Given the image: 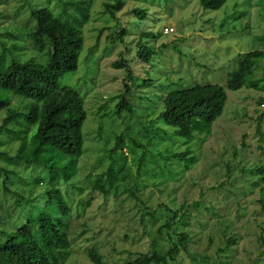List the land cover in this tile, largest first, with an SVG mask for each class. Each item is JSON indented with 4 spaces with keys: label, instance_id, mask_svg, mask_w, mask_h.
<instances>
[{
    "label": "rangeland",
    "instance_id": "rangeland-1",
    "mask_svg": "<svg viewBox=\"0 0 264 264\" xmlns=\"http://www.w3.org/2000/svg\"><path fill=\"white\" fill-rule=\"evenodd\" d=\"M105 1L90 2L87 18L80 25L84 41L77 69L59 80L79 92L86 111L82 125L84 153L79 160L77 178L73 181L85 187L80 196L84 210L81 211L83 207L80 206L81 214L69 221V229L76 235V244L71 256L62 264H93L84 248L94 243L104 254L105 264H123L125 258H133L150 248V241L164 220V205L176 208L184 201L189 206L202 195L205 200H213L216 214L203 208L199 213L195 212L204 221L203 226L198 225L197 218H190L187 227L193 232V240L189 242L190 253H183L182 264H264V241L258 239L259 218L262 217L258 199L264 188V152L262 138L256 131L258 124L264 130V56L258 61L259 67L248 77L259 80V89L255 86L238 90L225 88L227 100L224 110L213 123L210 137L197 150L194 168L187 171L179 182L170 181L160 191L140 177L138 195L144 203L122 192L118 197H125L123 203L118 204L113 194H109L105 201L103 194L95 190L89 199L90 204L86 205L92 186L90 180L108 164L102 151L105 146L110 147L112 141L105 140V137H109L114 129L129 127L126 121L132 126L131 114L124 112L121 117L113 116L118 102L116 95L122 89L125 75L122 69L114 68L113 63L121 56L131 59L139 40L154 46L156 52L149 60L150 68L140 60L132 61L134 71L141 77L139 82L147 77L154 80L149 87L132 88L134 104L142 97L135 109L140 115L141 125L145 126L153 118L152 111L159 110L160 99L156 94L195 82L217 83L224 87L227 74L236 67L240 53L264 51V0H225L220 8L214 10L202 8L198 0H122L124 6L115 13L116 18L103 13ZM58 2L0 0V57L6 60L10 50L22 58L37 52L26 34L34 23L30 13L33 8H38L35 11L38 18L54 33L62 27L50 16L77 24L75 6L64 12ZM134 7L145 9L146 16L141 18L133 14L131 9ZM115 26L124 28L126 32L121 39L112 42L108 37ZM164 26H171L174 31L163 33ZM141 30L161 32V35L154 39L142 38L139 37ZM14 44L21 47L16 48ZM23 101L32 100L26 98ZM3 114L1 111L0 117ZM111 120L115 127H112ZM101 123L108 126L102 135L97 131ZM156 123L151 126L155 127ZM133 133L135 131L132 130L130 135ZM4 140L0 149L14 153L17 141ZM125 153L128 163L133 164L130 153ZM132 170L135 172L134 167ZM25 173L28 179L22 184H12L8 191L0 184V215L7 219L8 226L13 225L17 218L18 223L22 222L21 218L32 204L39 203L40 194L47 188L46 182L43 185L31 183L36 171ZM174 183L179 185L176 192L172 189ZM57 185L62 192L71 194L74 209L79 197L76 188L63 182ZM19 195L23 199L16 205ZM148 210L157 213L158 219L153 220L144 213ZM141 219L143 222H139ZM141 224L146 227L152 225V231L155 230L152 236L142 233ZM83 228L86 229L84 232ZM231 235L237 241L227 246ZM168 240L164 231L157 235L156 241L162 248L169 245Z\"/></svg>",
    "mask_w": 264,
    "mask_h": 264
},
{
    "label": "trees",
    "instance_id": "trees-1",
    "mask_svg": "<svg viewBox=\"0 0 264 264\" xmlns=\"http://www.w3.org/2000/svg\"><path fill=\"white\" fill-rule=\"evenodd\" d=\"M91 1L59 0L64 12L70 6H75L78 21L73 24L71 20L62 21L55 15L50 16L62 27L56 33L38 18L35 12L38 8L31 9L34 23L26 34L37 52L22 58L10 50L6 60L3 56L0 57V112L4 113L0 117V146L5 142L4 138L17 141L14 153L0 149V184L8 191L12 184L25 182L28 175L25 172L34 171L37 174L32 177L31 183L47 184L46 190L40 194L41 200L38 204L31 205L28 213L21 218L22 222L18 223L17 218L13 225L8 226L7 219L0 215V264H62L71 256L76 244V235L71 233L69 221L81 214L82 207L81 211L84 210V202L80 196L85 187L74 184L73 181L77 178L75 176L79 169V160L84 153L82 125L86 111L79 92L59 80L64 74L77 69L84 41L80 25L87 18ZM198 2L202 8L214 10L220 8L225 0ZM123 6L122 0H107L103 2V13L116 18L115 13ZM131 12L141 18L146 16L145 9L134 7ZM101 31L102 29L99 33ZM125 32L124 28L115 26L108 39L115 42ZM160 35L161 32L139 31V37L142 38L154 39ZM14 47L21 46L14 44ZM137 47L131 59L121 56L113 63L114 68L122 69L125 73L122 89L116 95L118 102L113 116L121 117L124 112L131 114L132 126L126 121L129 127L120 130L113 128L110 136L105 137V140L112 141L111 146H105L102 151L108 164L100 174L90 180L92 186L88 191L86 205L90 204L89 199L95 190L103 194L105 201L109 194H113L118 204L123 203L125 197H118L119 192H122L144 203L138 195L140 177L160 191L170 181L179 182L187 171L194 168L198 158L197 150L210 137L213 123L224 110L227 100L225 88L238 90L255 86L259 89V80L248 77L259 67L258 61L263 58L264 51L240 53L236 67L227 74L224 87L217 83L195 82L188 86H178L163 94L158 93L156 96L160 99L159 110H153V118L142 126V121L138 119L140 115L135 109L142 97L134 104L131 95L135 88L149 87L154 80L147 77L139 82L141 77L134 71L132 61L140 60L147 63L144 66L148 65L150 68L149 60L156 51L154 46L140 40ZM26 98L32 101H23ZM111 123L115 127L113 120ZM154 123L158 125L152 127ZM98 126L97 131L101 135L108 130L104 123ZM132 130L135 133L131 136ZM256 131L262 138L264 152V130L260 124ZM125 151L130 153L133 164L128 163ZM59 182L69 183L76 188L79 197L78 205L74 209L71 194L68 191L62 192L57 185ZM172 189L176 192L179 185L174 183ZM18 198L16 205L23 199L21 195ZM258 202L262 216L259 218L258 239L264 241V188ZM164 208L166 213L163 223L152 237L150 248L137 253L133 258H125L123 264H169L173 261L182 264L183 253H190L189 242L193 240V232L187 227L190 218H197L198 225L203 226L204 221L195 212L199 213L203 208L216 214L213 200H205L203 195L189 206L183 201L176 208L167 205ZM144 213L153 220L159 216L154 211L148 210ZM81 225L85 226V223ZM152 228V225L143 226L142 233L152 236L155 231ZM84 230L86 229L83 228L82 232ZM162 231L169 239L166 248H162L156 241L157 235ZM86 239L89 242L94 237L91 240ZM236 241L234 236H229L227 246ZM84 251L93 264H105L104 254L95 243L85 246ZM190 258L194 259V256L190 255Z\"/></svg>",
    "mask_w": 264,
    "mask_h": 264
},
{
    "label": "built area",
    "instance_id": "built-area-1",
    "mask_svg": "<svg viewBox=\"0 0 264 264\" xmlns=\"http://www.w3.org/2000/svg\"><path fill=\"white\" fill-rule=\"evenodd\" d=\"M173 31H174V29L171 26H164V28H163L164 33H171Z\"/></svg>",
    "mask_w": 264,
    "mask_h": 264
}]
</instances>
